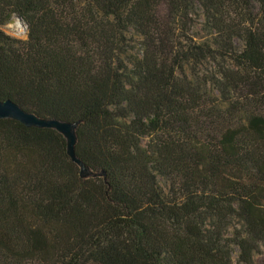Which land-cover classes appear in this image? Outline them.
<instances>
[{
  "label": "trees",
  "instance_id": "16d2710c",
  "mask_svg": "<svg viewBox=\"0 0 264 264\" xmlns=\"http://www.w3.org/2000/svg\"><path fill=\"white\" fill-rule=\"evenodd\" d=\"M192 16L206 39L186 50ZM13 17L23 40L2 30ZM6 100L75 124L95 176L54 129L0 120V264H232L233 247L255 264L264 0H0Z\"/></svg>",
  "mask_w": 264,
  "mask_h": 264
},
{
  "label": "rangeland",
  "instance_id": "374dc122",
  "mask_svg": "<svg viewBox=\"0 0 264 264\" xmlns=\"http://www.w3.org/2000/svg\"><path fill=\"white\" fill-rule=\"evenodd\" d=\"M162 9L164 10V8ZM185 23L186 24L183 25L180 31H176L174 33L175 43L179 45H183L184 49L186 50L192 46L191 42L187 39L193 40L196 44H203L206 39L205 30L203 28V18L192 16ZM171 26L174 27L173 25ZM24 27L25 26L22 25V23L19 20L13 17L6 25L2 27V30L6 35H9L15 39L23 40L25 39V28ZM135 43L137 44V48H135V51L132 53H136V51L139 49L138 40ZM235 46H236V51H239L242 48L241 41L235 40ZM229 63L230 61L227 60L226 65H228ZM196 70H197V73H199L198 74L199 77L210 79L209 82L211 84L214 83V79H215L214 74H213L214 64L207 62V63L202 64ZM210 86L211 85H209V87ZM85 175H87L86 178L94 176V174L91 171H89L88 173H85ZM238 252H239L238 249L236 247H233L232 264H239L237 260ZM254 263L264 264V249H261V251L254 256Z\"/></svg>",
  "mask_w": 264,
  "mask_h": 264
},
{
  "label": "water",
  "instance_id": "95a60500",
  "mask_svg": "<svg viewBox=\"0 0 264 264\" xmlns=\"http://www.w3.org/2000/svg\"><path fill=\"white\" fill-rule=\"evenodd\" d=\"M11 119L24 125L25 127L54 129L66 140L67 154L71 160L79 167L80 176L86 178L90 170L75 155V124H69L53 119H42L33 113L22 110L11 100L0 101V120ZM95 176V175H94Z\"/></svg>",
  "mask_w": 264,
  "mask_h": 264
}]
</instances>
